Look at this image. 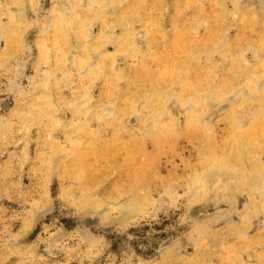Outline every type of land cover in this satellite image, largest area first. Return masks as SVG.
Segmentation results:
<instances>
[{"label": "rangeland", "instance_id": "374dc122", "mask_svg": "<svg viewBox=\"0 0 264 264\" xmlns=\"http://www.w3.org/2000/svg\"><path fill=\"white\" fill-rule=\"evenodd\" d=\"M0 264H264V0H0Z\"/></svg>", "mask_w": 264, "mask_h": 264}]
</instances>
